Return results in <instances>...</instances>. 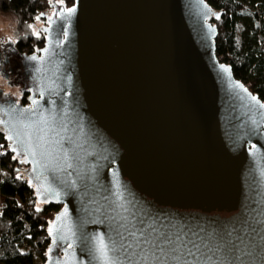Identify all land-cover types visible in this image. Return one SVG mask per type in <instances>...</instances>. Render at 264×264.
<instances>
[{
	"label": "water",
	"instance_id": "1",
	"mask_svg": "<svg viewBox=\"0 0 264 264\" xmlns=\"http://www.w3.org/2000/svg\"><path fill=\"white\" fill-rule=\"evenodd\" d=\"M212 15L207 0H74L38 53L1 51L54 118L52 156L27 155L40 199L62 204L48 264H104L101 237L122 264L145 248L264 264V99L217 55ZM32 99L0 103L8 135L6 110L37 119Z\"/></svg>",
	"mask_w": 264,
	"mask_h": 264
},
{
	"label": "trees",
	"instance_id": "2",
	"mask_svg": "<svg viewBox=\"0 0 264 264\" xmlns=\"http://www.w3.org/2000/svg\"><path fill=\"white\" fill-rule=\"evenodd\" d=\"M207 1L217 28V55L264 99V0ZM45 4L46 0H0V10L17 17L19 51L41 46L43 38L32 32L30 23ZM7 137L0 125V264H48V220L62 204L40 199L27 155Z\"/></svg>",
	"mask_w": 264,
	"mask_h": 264
},
{
	"label": "snow or ice",
	"instance_id": "3",
	"mask_svg": "<svg viewBox=\"0 0 264 264\" xmlns=\"http://www.w3.org/2000/svg\"><path fill=\"white\" fill-rule=\"evenodd\" d=\"M59 2V0H58ZM75 9H67V13L71 14ZM49 22L52 20V17H48ZM31 60H37V57L33 55ZM246 91V90H245ZM39 95H43V91L39 88L37 89ZM3 93V92H2ZM3 95H6L3 93ZM255 100V97H253ZM32 104L36 105L35 113L38 117L33 119V109H15L14 107L6 110V115H13L15 121L10 123L8 140L13 141L17 140L23 145V150L26 155H30L35 158L37 155L42 158L47 156H52V145L57 143V141L49 135V133L54 131V118L50 121L49 117L43 114V111L39 107V101L32 99ZM0 111H4L0 109ZM5 121L0 119V124H4ZM12 151L16 152L17 148L15 145L12 146ZM40 161L37 160V164ZM135 237V234H132ZM147 243V241L145 242ZM117 242L113 241L111 245V251L115 253L117 251ZM128 247L130 248H139L140 242L136 241L135 244L129 243ZM124 245L120 244V249H123ZM98 251L104 264H122L118 260H114L109 255V246L104 243L103 238H99V247ZM179 249H173L172 252H165L163 249H160V255H157L156 252L151 251L150 249L145 248L143 251L137 255L136 252H132L127 259V264H169V257L174 262V264H196V261H187L181 260L180 256L173 255V252H177ZM193 253L190 251L189 255ZM132 257H136L132 259ZM163 257V259L161 258ZM208 264H221V262H213L211 257H208Z\"/></svg>",
	"mask_w": 264,
	"mask_h": 264
},
{
	"label": "flooded vegetation",
	"instance_id": "4",
	"mask_svg": "<svg viewBox=\"0 0 264 264\" xmlns=\"http://www.w3.org/2000/svg\"><path fill=\"white\" fill-rule=\"evenodd\" d=\"M73 3H74V0L73 1L72 0H59V2L58 0H46V4L43 10L40 11V13L37 15L43 21V25L39 27L40 36H42L43 38V42L41 46L34 45V49L31 52L19 51L17 48V42H18V38H17V41L15 42L11 41L12 49L15 50L17 53H19L22 59L24 56L25 60L27 58L26 55L29 56V55L38 53L39 49L43 47L44 42L49 35H56V37L59 36L60 28L63 24V19H62L63 12L65 11L66 8L73 5ZM49 16L52 17V20L50 22L48 20ZM33 21H35V19ZM22 59L19 65L17 66V69L20 72L19 79L14 81V82H17L18 85H20L19 86L20 95L15 96V95H12L11 92H9L8 95H3L5 91L2 88H0V101H1L0 103H2L5 100L7 104L27 105L29 103L30 98L32 99L36 97L35 95H36L37 86L34 80L30 78L28 79V75L27 77L21 76ZM28 60L30 61L31 58H28Z\"/></svg>",
	"mask_w": 264,
	"mask_h": 264
},
{
	"label": "rangeland",
	"instance_id": "5",
	"mask_svg": "<svg viewBox=\"0 0 264 264\" xmlns=\"http://www.w3.org/2000/svg\"><path fill=\"white\" fill-rule=\"evenodd\" d=\"M10 24L14 25V30H15V33H16V37L18 38V32H17V30H18V20H17L16 15L14 13H12V12H5V11L0 10V28L3 29V31H0V37H3L5 35V32H9V31L12 30L9 27ZM42 25H43L42 19L39 16H36L35 17V21L30 23L32 32L35 35H40L39 27H41ZM17 38L15 40H8L6 42H0V53H1V51L4 48L11 47V41L15 42V41H17ZM0 74H2V73L0 72ZM12 86H14V87L11 88L10 92L11 93L12 92H16L15 96H19L20 95V89H19L20 85H18V83H15ZM3 90L5 91V89H3ZM32 184L35 186L34 181L32 182Z\"/></svg>",
	"mask_w": 264,
	"mask_h": 264
},
{
	"label": "clouds",
	"instance_id": "6",
	"mask_svg": "<svg viewBox=\"0 0 264 264\" xmlns=\"http://www.w3.org/2000/svg\"><path fill=\"white\" fill-rule=\"evenodd\" d=\"M9 27L12 29L9 32H5V35L3 37H0V42H6L8 40H15L16 37V33L14 30V25L10 24ZM0 31H3L2 28H0ZM14 87L10 84V81L5 78L2 74H0V88L5 89V94L8 95L11 88ZM12 95H16V92H12Z\"/></svg>",
	"mask_w": 264,
	"mask_h": 264
}]
</instances>
